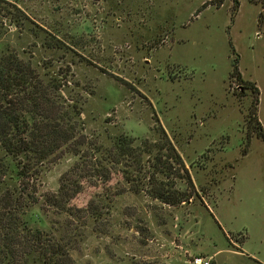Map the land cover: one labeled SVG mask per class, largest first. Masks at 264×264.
I'll list each match as a JSON object with an SVG mask.
<instances>
[{
    "label": "rangeland",
    "instance_id": "374dc122",
    "mask_svg": "<svg viewBox=\"0 0 264 264\" xmlns=\"http://www.w3.org/2000/svg\"><path fill=\"white\" fill-rule=\"evenodd\" d=\"M237 1L0 0V52L71 81L85 157L100 148L109 169L71 202L96 210L87 226L44 204L85 160L72 157L45 171L25 217L74 237L77 264H264V143L250 123L264 130V8ZM118 136L133 139L151 184L111 163Z\"/></svg>",
    "mask_w": 264,
    "mask_h": 264
},
{
    "label": "trees",
    "instance_id": "16d2710c",
    "mask_svg": "<svg viewBox=\"0 0 264 264\" xmlns=\"http://www.w3.org/2000/svg\"><path fill=\"white\" fill-rule=\"evenodd\" d=\"M223 1L218 0L219 7ZM260 4L264 8V0ZM233 12L232 19L236 8ZM263 21L264 14L260 17V22ZM231 49L236 54L232 45ZM238 63L236 58L231 77L241 81ZM69 84L71 81L67 78L43 76L31 61L23 60L14 52H0V264H77L71 255L76 244L74 237L57 238L52 232L32 228L25 219L29 209L41 202L43 174L66 157L85 160L81 165L74 164L61 177L58 191L48 193L44 204L69 220L82 221L85 226L89 219L99 218L91 207L77 209L71 204L83 190L84 182L105 177L109 169L102 161L100 148L94 147L92 156L85 157L83 149L90 144L80 125L82 107L78 100L65 98ZM250 120L264 143V130L255 114ZM165 138L173 152L172 158L181 163L171 141ZM133 142L127 136L114 138L111 163L131 168L127 183L134 182V174L137 182L148 180L151 184L154 176L143 173L141 153ZM248 146L249 143L246 150ZM143 150L149 162L150 145L145 143ZM188 201L182 198L174 203Z\"/></svg>",
    "mask_w": 264,
    "mask_h": 264
},
{
    "label": "built area",
    "instance_id": "2783aa9c",
    "mask_svg": "<svg viewBox=\"0 0 264 264\" xmlns=\"http://www.w3.org/2000/svg\"><path fill=\"white\" fill-rule=\"evenodd\" d=\"M190 264H210V262L204 257H194Z\"/></svg>",
    "mask_w": 264,
    "mask_h": 264
}]
</instances>
